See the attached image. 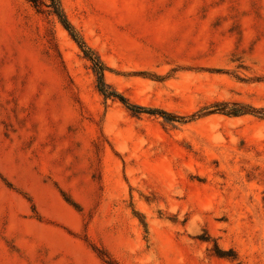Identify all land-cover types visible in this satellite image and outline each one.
I'll return each mask as SVG.
<instances>
[{
    "label": "rangeland",
    "instance_id": "obj_1",
    "mask_svg": "<svg viewBox=\"0 0 264 264\" xmlns=\"http://www.w3.org/2000/svg\"><path fill=\"white\" fill-rule=\"evenodd\" d=\"M0 0V264H264V0Z\"/></svg>",
    "mask_w": 264,
    "mask_h": 264
},
{
    "label": "trees",
    "instance_id": "obj_2",
    "mask_svg": "<svg viewBox=\"0 0 264 264\" xmlns=\"http://www.w3.org/2000/svg\"><path fill=\"white\" fill-rule=\"evenodd\" d=\"M36 8L46 7L49 9L50 13L55 15L64 29L68 32L72 40L81 49L84 57L91 63L92 72L96 79V88L104 99H114L122 103L129 109L132 113L136 115L140 114H158L163 113L157 109H147L140 106H135L129 103V101L120 93L112 89L104 80V74L107 71L105 65L102 63L100 58L95 54V52L87 46L81 35L75 30L72 24L67 19L61 4V0H28Z\"/></svg>",
    "mask_w": 264,
    "mask_h": 264
}]
</instances>
